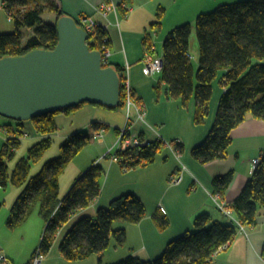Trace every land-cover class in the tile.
Returning a JSON list of instances; mask_svg holds the SVG:
<instances>
[{
    "label": "trees",
    "instance_id": "16d2710c",
    "mask_svg": "<svg viewBox=\"0 0 264 264\" xmlns=\"http://www.w3.org/2000/svg\"><path fill=\"white\" fill-rule=\"evenodd\" d=\"M3 8L8 15L11 14L10 20L15 23V30L10 33L0 32L1 56H20L36 48L56 47L59 42L58 20L65 12L55 4L48 3L47 0H4ZM46 12H51L55 20L47 22L43 19ZM157 14V20L152 23L154 27L160 26L165 15L163 9ZM78 23L83 26L81 20ZM195 24L200 46L199 66L195 68L190 54L193 24L177 26L167 35L162 46L163 67L160 80L167 85L168 97L182 101L185 105H190L192 99H195L194 118L200 123L209 113L214 95L213 82L220 72L223 73L225 91L219 99L214 124L204 142L191 150L192 157L205 164L227 157L232 143L231 132L249 116L264 119V0L221 4L210 13L200 14ZM25 29L32 30L33 33L27 39ZM106 36V31L101 27L94 33L90 32V48L100 50L103 46L108 47ZM109 65L111 64L107 66ZM114 66L120 73L122 83L120 103L114 108L92 104L110 110H123L127 108L128 99L125 87L127 71L118 65ZM135 97L136 101H141L136 93L132 99L135 100ZM83 103L88 102L38 115L30 120H12L18 121L21 126L30 121L36 131L52 134L58 131L55 116L60 112L69 114ZM4 128L11 133L9 125ZM112 128L111 123L106 120H93L86 129L70 134L61 145L60 156L49 159L33 176H29L31 163L37 162L52 145L51 136L30 147L29 155L18 160L11 175L8 160L15 156V150L21 144L20 138L25 131L17 130L20 137L17 135L9 138L0 151V186L6 188L11 181L16 187H24L11 209L9 224L17 227L27 222L36 206L40 205L39 214L48 225L40 245V252L45 256L50 254L63 224L100 196V183L105 170L100 163H95L75 181L64 198L60 197L62 173L84 147L93 144L101 133ZM114 130L118 134L120 128L115 127ZM162 143L161 140H151L140 148L138 154L134 149L118 151L124 156L122 165L126 164L124 161L127 159L131 160L127 164L130 169L150 165L156 161ZM177 145L183 152V144ZM13 147L15 150L12 151ZM233 174L234 171L230 170L213 178L215 194L224 195ZM243 189L232 203L233 212L241 224L253 227L260 213L259 209L264 207V151L261 153L260 163ZM146 214V204L141 197L132 192L122 194L112 199L107 207H100L97 218L90 215L79 217L62 239L60 252L67 260H85L92 254L109 248L112 237L117 239L119 245L123 244L127 240V229H116L114 223L119 220L129 224L140 223ZM155 216L157 226L164 230L167 227L166 216L158 213ZM194 224L195 230H187L180 237L169 241L161 256L141 259L131 254L115 264H214L213 256L236 237L239 229L235 223L213 220L209 213L198 215ZM262 255L264 256V251Z\"/></svg>",
    "mask_w": 264,
    "mask_h": 264
},
{
    "label": "crops",
    "instance_id": "0c3cea01",
    "mask_svg": "<svg viewBox=\"0 0 264 264\" xmlns=\"http://www.w3.org/2000/svg\"><path fill=\"white\" fill-rule=\"evenodd\" d=\"M237 1L243 0H47L48 3L55 4L62 11L72 15L78 20L88 16L94 17L98 23V28L101 27L106 31V39L109 41V46L107 48L111 51V55L109 56L110 64L118 65L125 70H131L132 76L133 73L137 72L136 70L139 69L144 73V57L149 49H153V54L155 56L162 57V54L159 53L163 51L162 46L167 35L177 28V26L188 23L193 24V32L190 39V54L193 57L195 68H197L201 58L199 41L196 35L195 22L197 18L200 14L210 13V11L221 6V4H229ZM103 2H106L108 5H115L116 9H110L108 14L104 15L102 10H99V6ZM160 9L164 10L165 15L160 26L154 27L152 23L157 20V13ZM11 22L13 21L8 19L7 11L0 8V32L10 30V28L13 27ZM27 30L28 29L24 30L25 33H27ZM134 93L139 97L137 89L134 90ZM140 99L144 102L142 96H140ZM93 109L95 112L93 117L105 118L110 121L113 127L121 128L125 123L126 116L124 109L111 111L104 106L102 108L95 107ZM64 113L65 112H60L55 116L57 124L58 117L64 115ZM28 123L29 131L32 132V135L21 137L20 143L33 137L31 141H29V144H32L30 147H32L42 139L48 138V136L52 137L55 134H43L36 131L30 121H27L25 125L22 126V130H27ZM3 130L4 132H2ZM3 133L9 135L4 137V141H7L9 138L17 137L16 132L15 136H11V133L7 132L4 127H0V134L3 135ZM231 134L232 143L228 148L227 157L224 159H216L205 162L204 164L195 158H193L194 160L189 158L188 161L184 162V160L182 161V156H180L181 158H177L180 159L181 166L171 167L168 166L169 162H167L163 168H161L162 173H159L157 177L165 182L167 178L169 180V176L172 172L181 170L184 165L183 181L179 184H172L170 182V186L177 189L175 191L176 193L171 201H164L162 199L159 202V207L152 213V216H149L151 217L150 219H152V222H150L151 224L145 225L144 219L141 220L140 223H135L137 224L136 227H130V224V226L126 225L128 232L131 229L138 230L139 240L137 243H142L138 246L133 244L130 248L131 250L126 253L127 255L135 253L134 255H137L141 259H153L155 255H158L157 253L164 251V247L170 240L169 236H172L171 234L169 236L165 235L164 233L166 231L173 228L174 234L185 233L195 226V219L202 213H209L213 220L227 223L224 213L219 209L216 201L213 199V195L215 194L213 190V178L218 174H226L230 170L234 171L232 181L226 188L224 195H221L222 200L232 204L235 199L240 196V193L244 190L243 188L254 172L252 166L253 160L260 157L261 153L264 151V119H257L249 116L248 119L237 126ZM146 139L151 141L150 137H146ZM1 142L2 137L0 138V143ZM104 142V138L100 139V143ZM156 164L157 159L155 162L150 163V165L140 167H143V169L151 167L153 169ZM91 165L92 164L84 166L82 170L84 171V169ZM73 180L75 179H72L71 183L67 186V190L64 191L63 194L62 188H60L61 198H64L68 190L72 187ZM23 189L24 187H17L13 192L18 194L21 193ZM2 203L3 202H1L0 205H2ZM91 204L88 208L82 209V214L86 213L95 217L97 206L93 205V207ZM38 209L40 211V205H38ZM259 210L260 213L257 216L256 224L253 225V227H245V229L242 230L238 229L236 237L228 244V247L220 250L213 256L214 263L215 258L219 257L216 261L217 264H219V259L222 260L223 264H264V256L262 255L264 251V207ZM79 212L80 210L77 213L79 214ZM155 213L166 216L167 227L164 230L157 226ZM129 234L127 233V241L130 239ZM147 241L150 242V245H148ZM110 246L117 247L114 240H112ZM110 251H112V249L107 250L104 255ZM50 255L51 252L44 260H49ZM10 257L13 263H15V259H13L11 255ZM61 264L65 263L62 262Z\"/></svg>",
    "mask_w": 264,
    "mask_h": 264
},
{
    "label": "rangeland",
    "instance_id": "374dc122",
    "mask_svg": "<svg viewBox=\"0 0 264 264\" xmlns=\"http://www.w3.org/2000/svg\"><path fill=\"white\" fill-rule=\"evenodd\" d=\"M43 19H45L47 22H52L55 20L54 15L51 12H46L43 15ZM11 23L13 27L10 28V30H4L1 32L10 33L14 31L15 23ZM32 34V30H27L25 38H29L30 36H32ZM126 71L128 73L132 89H137L139 92V97H143L144 102H138H142L145 105V120L140 119L138 111L135 109V107H132L130 109L127 102V108L124 109L126 120L123 126H121L118 134L114 130L115 127H113L110 131H104V133H101L97 138L98 140H96L93 144L84 147L82 151L74 159L71 160V164L62 173L60 186L62 188L63 194L64 191L67 190V186L71 183L72 179H75L73 180L74 184L75 181L79 179L84 174V172L93 167L95 163H100L105 170V175L101 179L100 183L102 184L100 196L97 197L91 204L92 206H97L96 215L97 210L100 207H107L112 199L117 198L122 194L132 192L141 197L144 204H146L147 217L144 218V224L149 225L151 224L150 222H152V219H150L151 217L149 216H152V213L157 209V207H159V202L162 199L164 201H171V199L174 197L176 193L175 191L177 189H175V187H171L170 182L172 181V176L174 175V173H183V168H181V170L179 171L172 172V174L169 176V180L167 178L165 182L161 181V179L157 177V175L159 173H162L161 168H163V166L167 162H169L168 166L171 167H176L178 165L181 166L180 159L177 157L182 156V161L184 160V162L188 161L189 158L194 160L191 154V150L194 148V146L204 142V139L206 138L208 132L214 124L213 122L215 120V116L217 114L216 111L220 102L219 99L225 91L223 87V73L220 72L213 82L214 95L211 99V104L208 110L209 113L204 118V121L198 123L195 121L193 113V109L196 104L195 99H192L190 105H185L182 101L170 97L168 98L167 85H165V83L160 80L161 71H157V73L152 75H147L144 74L141 69H139L136 70L137 72H134L135 74L133 73V76L131 70L127 69ZM125 87L127 91V86L125 85ZM133 90L131 95L132 98L134 97ZM127 96L129 97V94ZM136 100L137 98L135 97L134 101ZM95 107L102 108L92 103H83L78 109L70 111L69 114L64 113V115L58 117V131L52 136V145L48 150L44 152V154L37 162L31 163L32 168L30 170L29 176L37 174L38 171L43 167L44 163L49 159L60 156L61 145L63 144L64 140L70 136V134L79 130L81 131L83 129H86L93 120H106L110 122L105 118L102 119L93 117V114H95L93 108ZM4 122L5 125H9V128L11 129V136H15L16 132L20 137V133L17 130H22V126L21 124H18V121H13L8 117L0 115V127H5ZM28 126L29 123L27 124V130L24 132L23 137L32 135V132L29 131ZM123 128L126 129L123 131ZM2 132H4V130ZM134 132L136 133L135 138L138 140V142H142V145H138L137 147H129L123 152L134 149L136 150V154H138V152L141 150L140 148L149 143L146 137H150L152 141H163L161 147L162 149L156 157L157 164L155 168L152 169L150 167L147 169H143V167L139 166L138 168L130 169V167L126 166L125 164L122 165V163L113 159L117 153L118 144L121 143L122 146V143L126 141V139H132V135ZM6 135V133H3V135L0 136V138L2 137V142L0 143V151L4 148L6 142V140L4 141V137ZM141 136L146 137L145 139H141ZM32 138L23 141L16 148V150L14 147L11 148L12 151L15 150V156L8 160L10 175L16 169L18 160L29 155V147L30 145H32L29 144V141H31ZM102 138L105 139L104 143H100V139ZM136 141L133 140V145L137 144ZM177 143L183 144V152H181V147L178 146ZM118 155L120 159L124 157L119 153ZM89 164L92 165L90 167H87L83 171L82 169L84 168V166ZM73 184L68 192L73 188ZM17 187L14 186L10 181L6 188H0L2 189L0 190V203L3 202L2 205H0V254H4L7 256L9 255L8 258L10 259L11 264H27L28 262L29 264H36L37 259H39L40 264H61L62 262H64L65 264H100L101 262L103 264H115L120 262L121 259L128 256L126 253L131 250L130 248L133 244H135V246L142 244L137 243V241L139 240L138 230L136 231L131 229L129 231L130 234L127 230L130 238L129 241L126 240V242L123 244L119 245L117 243V239H115V237H112L117 247L109 246L112 248H107L101 253H94L85 260H67L62 256V253L60 252V245L65 234L73 226L74 222L79 219V217L89 215L86 213L82 214L83 210H80L79 214L75 213L71 220L64 223L60 228V232L57 234L54 240L55 243L53 245V248L50 251V258L49 260H44L46 256L48 257V255L44 256V254L40 252V245L42 237L48 225L39 214L40 211L38 209V206H36L35 212L29 217L27 222L18 225L17 227H12L9 224L8 218L12 213L11 209L17 200V196L20 194H15L13 192V190H16ZM228 204L232 206L230 202ZM94 218L97 217L95 216ZM126 225H131L130 227H136L137 224L130 223L129 225V223H126L122 220L116 221L114 223V227L116 229H119V227L126 228ZM173 230L174 229L171 228L164 233L167 236H169L170 234L172 235L169 236V241L174 240L175 238L180 237L184 234L183 232L174 234ZM190 230H195V226L193 228H190ZM147 243L148 245H150L149 241H147ZM223 247L222 249L227 248ZM109 249H112V251L104 255L105 252H107V250ZM163 252L164 251L157 253L158 255H155L154 258L161 256ZM10 255L13 257V259H15V263H13ZM218 258L219 257L215 258L214 264H217L216 261ZM218 263L223 264L221 259L218 260Z\"/></svg>",
    "mask_w": 264,
    "mask_h": 264
},
{
    "label": "water",
    "instance_id": "95a60500",
    "mask_svg": "<svg viewBox=\"0 0 264 264\" xmlns=\"http://www.w3.org/2000/svg\"><path fill=\"white\" fill-rule=\"evenodd\" d=\"M57 30L54 49L0 54L1 116L25 121L82 102L112 108L120 103V73L104 64L102 50L90 48L89 31L68 13L58 20Z\"/></svg>",
    "mask_w": 264,
    "mask_h": 264
},
{
    "label": "built area",
    "instance_id": "2783aa9c",
    "mask_svg": "<svg viewBox=\"0 0 264 264\" xmlns=\"http://www.w3.org/2000/svg\"><path fill=\"white\" fill-rule=\"evenodd\" d=\"M3 5H4V0H0V8H3ZM110 9H116V6L113 5V4H109L108 5L106 2L101 3L100 6H99V10H102L104 15H107L108 12L110 11ZM8 19L9 20L11 19V14L10 13L8 15ZM80 20H81V23L83 24L84 28H86L87 31H89V33L90 32L94 33L98 29V23L94 19V17L88 16V17L80 19ZM105 39H106V37H105ZM106 41H108V39H106ZM100 50H102V53H103L102 61H104V64L105 65L106 64L107 65L110 64L109 56L111 55V51L107 48V46H103ZM144 59L145 60H144L143 70H144L145 74L152 75V74L157 73V71H162L161 69L163 67V63H162L163 59H162V57L155 56L153 54V49H149L148 50V52L145 54ZM126 74H127V78H126L125 82H126V86H127V93L129 94V97H128V100H127L128 105H129L130 109L132 107H135V109L138 111V115H139L140 119H144L145 120V118H146L145 105L142 102H138V101L132 100L131 95H132V90L133 89H132L131 82H130L129 77H128V73H126ZM125 129L126 128H123L122 130L124 131ZM135 135H136V133L134 132L133 135H132V137H133L132 139L134 141L137 140L135 138ZM132 139H126V141H124L122 143L123 144L122 146H121V143L118 144L117 153H116V155L113 158L115 161L117 160L120 163L122 162V159H120V157L118 155V151H125L129 147H137L138 145H142V142H138V140L136 141L137 144L133 145L134 143H133ZM131 145H133V146H131ZM169 146H170V144H169ZM260 160H261V156L258 157V158H255L253 160V162H252L253 169L257 168V165L260 163ZM130 161H131L130 159H127L126 161H124V163H126L125 165L127 166V164ZM182 168L184 170L185 166L183 165ZM182 179H183V173H174V175L172 176V181L171 182H172V184H179V183H181L183 181ZM213 199H214V201H216L217 206L219 207V209L224 213V215H225V217L227 219V222H229V223L232 222V223H235V224L239 225L241 230L245 229V226L238 221V219H237V217L235 215V212H233L232 206L221 199V194L220 193H218L216 195H213ZM226 247H228V246H225L223 248H226ZM0 264H11L10 259L8 258L7 255L0 254ZM36 264H40L39 259L36 260Z\"/></svg>",
    "mask_w": 264,
    "mask_h": 264
}]
</instances>
